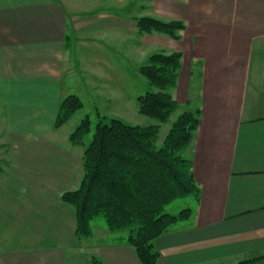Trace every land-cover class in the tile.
Segmentation results:
<instances>
[{
  "label": "crops",
  "instance_id": "obj_1",
  "mask_svg": "<svg viewBox=\"0 0 264 264\" xmlns=\"http://www.w3.org/2000/svg\"><path fill=\"white\" fill-rule=\"evenodd\" d=\"M108 1L0 0V264H140L122 239L104 241L107 229L78 238L74 211L60 200L79 185L84 150L60 133L72 117L53 127L61 100L101 92L108 114L123 116L113 103L124 99L116 92L126 41L105 22ZM140 8L184 28L177 39L138 35L129 57L180 52L169 93L176 113L200 110L182 154L199 196L188 197L189 218L153 242L156 264H264V0H143Z\"/></svg>",
  "mask_w": 264,
  "mask_h": 264
},
{
  "label": "trees",
  "instance_id": "obj_2",
  "mask_svg": "<svg viewBox=\"0 0 264 264\" xmlns=\"http://www.w3.org/2000/svg\"><path fill=\"white\" fill-rule=\"evenodd\" d=\"M135 22L139 33L157 32L172 39H177V32L184 28L181 21L148 16ZM181 56L180 52L153 53L138 68L154 90L136 97L137 112L151 118L154 124L131 125L115 117L106 122L100 120L91 141L84 145L83 138L91 127L86 116L69 135L71 144L84 148L79 185L60 196L74 210L75 235L89 238L91 223L102 216L109 232L124 233L122 240L133 248L140 264H156L159 253L153 242L170 226L189 218L188 208L176 214L166 208L176 200L199 196L192 161L182 154L199 125L200 110L183 111L170 122L177 111V102L169 91L177 83ZM82 108L78 96L64 97L53 127H61ZM167 123L169 128L158 144L161 125ZM248 262L251 261L240 264ZM88 264L101 263L91 258Z\"/></svg>",
  "mask_w": 264,
  "mask_h": 264
},
{
  "label": "rangeland",
  "instance_id": "obj_3",
  "mask_svg": "<svg viewBox=\"0 0 264 264\" xmlns=\"http://www.w3.org/2000/svg\"><path fill=\"white\" fill-rule=\"evenodd\" d=\"M141 4H143V0H124V4H122L118 0H109L107 7H109L108 12L110 14L108 15L109 18L105 22L109 20L114 21L116 24L120 26V29H124L122 30V34L123 36H125V41H126L125 43L126 56L124 57L125 68L121 67L120 69L126 75L124 82V91L116 92V93H120L124 97V99H120V101L116 100L113 103V105L116 109L121 110L123 112V116H121L120 119L125 120L126 123L131 125L148 126L154 124L155 122L151 118L143 116L137 112L136 97L138 95L145 93L146 91L154 90V89L138 73L137 68L135 67V65H139V66L144 65L148 57L145 60H142V62L140 63L139 61H135L129 57V53H130L129 50L131 49L130 46L131 43L138 38V35H142V36L145 35L144 33H139V31L136 29L135 26V19H137V17L139 18L143 16L142 9L140 8ZM101 7H104V5L102 3H98L97 9L93 13L96 14L98 10H101ZM96 24L100 25L102 24V21ZM154 52L155 50L152 49L148 53L152 54ZM100 93L101 92H98L97 96H95L94 93H92L91 95L90 92H88L87 94H83V96H81L83 108L77 111L72 116L71 120L67 124H65L63 128L60 129V133L64 134V136L71 134L75 130V128L79 125L81 120L86 116H88L90 118L91 127L89 133L86 134L83 138L84 145H88V143L92 139V135L96 124L100 120L106 122V120L111 117V115H109L107 112V108L109 107V105L105 103V100L103 99V95ZM124 110L126 112H124ZM96 112L99 113L100 117L97 115ZM177 114L178 113L171 115L170 122L176 118ZM168 128H169V123L161 125L159 131L158 144H160L162 139H164ZM188 201L189 198L177 200L173 202L171 205H169L166 208V211L172 214H176L181 209L186 208ZM91 224L93 231H95V229L97 228H104L105 230L107 229L102 216L96 217ZM109 233H110L109 237H106V235H104L105 242L113 243L117 241V239H122V237L124 236L123 232H113V233L109 232Z\"/></svg>",
  "mask_w": 264,
  "mask_h": 264
}]
</instances>
